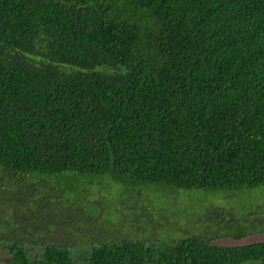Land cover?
I'll return each mask as SVG.
<instances>
[{"label": "trees", "instance_id": "obj_1", "mask_svg": "<svg viewBox=\"0 0 264 264\" xmlns=\"http://www.w3.org/2000/svg\"><path fill=\"white\" fill-rule=\"evenodd\" d=\"M0 167L107 175L129 197L264 187V0H0ZM213 239H98L78 256L9 241L1 260L264 264V239Z\"/></svg>", "mask_w": 264, "mask_h": 264}, {"label": "rangeland", "instance_id": "obj_2", "mask_svg": "<svg viewBox=\"0 0 264 264\" xmlns=\"http://www.w3.org/2000/svg\"><path fill=\"white\" fill-rule=\"evenodd\" d=\"M83 180L71 172L20 174L0 167V264H6L1 258L9 241L39 250L53 239L75 248L78 256L81 244L101 239L165 243L188 233L224 245L264 239L260 233L240 240L223 236L264 226L247 216L250 210L263 216L264 187L234 193L157 186L129 197L128 188L107 175Z\"/></svg>", "mask_w": 264, "mask_h": 264}]
</instances>
